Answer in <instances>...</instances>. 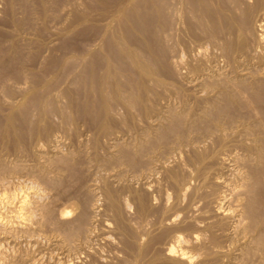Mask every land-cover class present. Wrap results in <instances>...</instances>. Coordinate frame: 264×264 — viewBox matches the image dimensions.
<instances>
[{
    "label": "bare ground",
    "instance_id": "6f19581e",
    "mask_svg": "<svg viewBox=\"0 0 264 264\" xmlns=\"http://www.w3.org/2000/svg\"><path fill=\"white\" fill-rule=\"evenodd\" d=\"M1 1L4 3L2 8L4 7V9H3L4 14L3 15H5V16H1V18L4 17V20L6 21L5 24H10L13 27L12 29L10 28L11 30L10 29L7 30V35L9 36V38L10 37L14 38V36H15V39L18 37H21V35L19 34V31H21L20 33H23L22 30L29 29L28 31L33 32L32 34L36 38L34 40H36L38 43H40V44H38V45H40V47H38L39 51L37 49L36 50L34 49L36 52L35 51H33L34 53L30 52V55L27 53L29 51L25 52L27 47H26V49L24 47H20L22 43L21 44L19 43V45H17L18 43H16V42H15V45L13 47H10V51L6 50V49H8L7 47H9V46H7L5 48V51H7V53L1 54V55H4V57H3L2 61L0 60V84L2 86H5L6 90L9 92L8 93L9 96L12 99H11V101L5 100V102L3 101L4 103L1 102L0 107L3 106V110L5 112H6V108H8V107L11 108L12 112L15 111L14 107L18 108L17 106H19L20 111L21 110L24 112L26 111L24 116H21L22 115V114H20L21 112L17 110V113H19L21 117L16 114V111L13 112L15 114L11 113L10 115H8L9 113H7L8 116L4 115L5 117H7V119H4L5 117L3 118L2 114L4 112L1 113V111H0V128H1L0 132H1V134L4 137L10 139L11 141L13 139L16 146H20V144L22 142L21 140H23V139L19 140V137L23 138V136H25L24 134H26V132L31 134V136H34L35 138L42 139V137H43L47 142L49 140L51 132H53L52 131L53 125L49 120V115L51 113H53V112H51L52 109L56 106L58 109V106L60 105L59 100L61 99V97H65V99L67 98L66 101L67 100L69 101L68 107L72 108L74 105L79 106V103H82V102H80L79 96L77 97V94H79L82 86H85L86 90L89 89L88 91H91V92L95 91L96 92V94L93 97H91V98H93L90 100V101H92V103H89V104L87 103L86 105L83 104V106H81L82 111L80 110L81 114L84 116L85 115H93V116L95 115V116H97V117L94 116L95 118L100 119L99 123L97 124L98 126H96L97 127L96 132L95 133H94V131L92 132V133H94L93 135L96 134L95 139H93L94 141H92L94 144L93 148L96 149L95 151L98 152L99 150H101L99 148H101V147L103 148V146L106 143H110L112 145V147H109V148L114 149L113 147H116L117 145H119V140L122 136L121 134L123 133L124 128H125V130H127L124 133V138L126 139V141L124 140L125 141L124 145L120 143L118 148H120V147L121 148L118 152L116 151L115 153H112V152H110L111 150L109 149L107 153H104L106 155H104L102 157H101V155H99L102 153H99V154L97 153L98 155L95 153V155L93 157L94 158L93 161L96 162L95 164L98 163L99 167H102L105 170H108L109 172L106 171L107 174L114 172V174H112L113 179L118 178L119 181L126 183V184L124 183L126 189L123 186V188L127 191L126 193H128L127 198H129L128 200L126 199L127 200L126 202H124V201L122 202V200H120V199H124L123 197L126 196L127 194L124 193L125 195L121 197L122 192L121 193L118 192V193H120V197H121L119 199L118 198L119 196H117V194H115L116 190L112 189L113 186L111 187V185H110L112 182V180H111L112 178L110 179L111 182H109V181L102 179V177H104L103 175H102V177H100V179H102V182L104 181L103 187H102L103 190H102V188L100 189L102 191V194L101 193H98V194H101L105 197V198H100V199H103V200L106 199V201L110 207V208H107V207L106 208L108 209V211H109V209L111 210V211H109V213L112 212L110 215L113 216L112 218H113L114 225L116 228L115 230H117L116 232H118L119 236L121 237L120 241L122 242V244L121 243L120 244L123 245L122 247H124V249L127 252H129L128 254H130V256L132 257V258H128V259H131V264H194V261H195L194 255H192L193 253L190 254L189 250L187 251V246H186V240L187 239L185 240V238L183 237L185 231H188V233L191 231L189 235H186L187 232H185V237L187 236L188 238H190L192 240V242H194L193 240H200L199 239V232H204V231L209 232L210 238L208 239L209 236H207L206 238L209 240V242L212 243L211 245L218 244V241H219L218 237H216V234L214 233V231L212 229L213 224H211V223L213 221L212 222L210 221L211 223L209 222L211 225L209 224L206 226L204 224L205 227H202L200 225V224H202V221H200L201 219L200 220L194 219L192 222L189 221L188 223L187 222H184L181 224L179 223L180 226L172 224L176 227L178 226L180 229V232H179V234L174 235L171 240H169L170 238L168 239V237H166V239H168L171 242L173 240V242L176 244V246L169 245V247L167 249L165 247L164 251L158 250L156 247L157 243H159V239L162 237L159 238V237L150 236V234L148 232L146 234L147 239L144 242H143V240L146 237L144 239L139 238L137 231H136L137 225L136 224L134 225V226H136L135 227L136 229L133 228L132 223H130L127 220L129 218L126 219L128 214L125 217L124 213L126 210H131V211L134 210L135 214H134V212H132V213L134 214V216H137V222H139L138 220H142V221L145 219L148 220L147 218L150 217L151 212H153V209H154L153 205L154 204L156 205L155 202H154V204H152L153 201H151L152 199L150 198L151 194H149L150 192L148 193V191H149L150 187H152L154 184L160 185L161 182L158 183V181L161 178L159 176V180H158L157 177L159 174L162 175L163 173H165L164 176H166V180L168 181L165 183L166 184L169 183L171 189L174 191V193L176 195L175 200H177L179 203L182 201V204H183V200L184 199L186 200L187 197L189 199L188 202L190 201V203H188V202L187 203H188V205H191V206H192V204L197 205L199 203V202L194 203L197 201L196 199H198L200 202H203V201L207 202L208 198L210 199V197H211L210 195L214 194L211 191L209 192L208 191L209 189L215 190L214 192H216V188L217 189H219L220 187L225 188V190L221 191L219 194H218V192H217V194L215 193L216 194V196L214 195L215 198H213L214 196H212L214 201L212 202V200L211 199L210 200H211V203H213L214 209L211 206L212 208L211 207L210 208L213 210L209 211V212H211V213L213 212L216 217L218 216L220 218V220H222V222H223V225H224L223 227L226 226V229L229 225L227 223V221L233 220L235 225H233V224L232 225L234 226V229H235L234 232L237 235H241L242 237L244 236V238L248 237L249 235H251L253 237L252 243H250L248 245L243 244L241 246L240 255L238 253L239 257L238 258H231L232 257V255H231V257H230L231 261L230 260L229 261L231 262V264H259L260 262H262L260 264H264V0H91L90 2L85 3L84 5H81V3H80V5H77V6L76 5L73 6L75 4L74 3L75 0H17L18 3L20 2L19 3L20 5L18 6L22 10V11L20 10V12H18L19 9L16 8L17 2L14 4V0H0V2ZM79 2H80V0L78 1V3ZM67 3L72 5V9H71L69 16H68L69 18L66 16V18H68L67 20L69 22L68 30H67L68 33H69V31H71L70 33H72V32L73 33H79V32H82L81 30L85 31V29L88 30L89 28L95 29V31L97 33H95V32H93V33L97 34L96 36H98V43L99 44L95 45L96 46L95 50L90 49V48H88L89 50H86L85 49L86 47L84 48L82 45L81 46H73L71 48L70 51H72V52L74 51L75 52V53L73 52L74 54H78L79 55L78 58L81 61L80 67H79V68H81L80 69V72L82 71L81 73L76 74V72L74 73L75 69H72L74 76H75V74L77 75L76 76L77 78L74 82H76L75 84L78 85L77 87L81 86V88L73 90L70 87L72 85L71 84L68 85L69 83L66 84L64 81V83L66 85L64 83H63V85H65V87L64 88L62 87V89H59L58 93L52 94V91L50 92V90H53L52 88H54V86H56V85L59 86L61 81H63L66 78L64 75L66 74L65 71L67 70V68H69V66L66 65L67 63L65 64V61L64 62L61 60L59 61V59L55 56L57 54V52L55 55H53L55 52L54 53L51 52L52 54H46V57L48 55L47 60L43 61L42 56H41L42 57L41 60H40V58L38 59L39 62L40 61L45 62V63H43L44 69H43V67H40V69L42 68L44 70L43 73H45L46 76L40 75L39 69H38L39 73L35 72V70H34V68H35L34 64L36 61V60H34V58L36 56L39 57L44 52L43 51L40 53L41 48L45 45V40L47 38L46 36H48L51 33V31H50L51 26L49 25L50 23H48V21L50 19H57V18L60 19L61 18L60 22H62L61 20L64 19V17H63L64 15H62V17L59 18V13ZM1 5H2V3H1ZM1 5H0V7H1ZM81 6H83V7L81 8ZM78 7H80V8H78ZM68 8H70V6L68 7V5H67L66 6L67 11H68ZM66 9H64V11ZM159 9L161 11L162 10L167 11L166 13H169L168 11H170V10H172V12H174L173 17L169 18L170 16L166 15V16H168L167 19L164 18L166 21L169 20L168 21L169 24H171V26L173 27L172 28V36L176 38V41L174 39V42L178 41L179 43H181L183 45L187 42V39L188 40L190 39L192 41H196V40L198 41L199 40L201 42L203 40H204L203 42L207 41L206 43L211 45L213 48H215L216 52H219V51L221 52V54H222L221 58L226 57L227 60L233 62V64L239 65L238 69H239V67H241L240 68L241 72L245 71V70L248 71V72H246V73H248L247 75L246 74L244 75V73L239 74V75L236 74V76H237L236 78H238V79L236 81H234V83L232 85L236 84L237 86H239L238 87L239 89L241 87H242L241 90L245 89L244 92L248 91L247 93H250L252 96L249 94V98H247V99L250 100L252 98L251 101L253 99L255 100V102H254V100L252 101L254 103L253 104L254 107H255V104H257L256 101H258L259 106L256 105V107L258 108L257 113H256V111L253 112L251 114L252 116L249 114L250 117L246 116L247 114L245 112L244 113L246 115L243 113L242 108L244 110V107L241 108V106L242 105L244 106V104L246 103V100L243 99L244 103H242V100L240 99L241 97H239L241 95L240 92H242V91L239 92L240 95H237L238 94L237 92L239 90L238 89L236 90V87H237L236 85H234L235 88L233 87L234 89H232L231 85H230L231 83L228 84V82L226 81L227 83L225 82L226 83L225 84L223 81H221L220 77L217 78L218 76L215 74L216 70L214 71L215 73L213 71H209L210 65H211L210 63H212V62H210L208 65V67H209L208 72L206 74L203 73L204 79L201 78V80H204V81H202L203 84L202 83L201 84L206 89H210V90L212 89L214 91L216 90L217 91L216 93L219 92L218 94L221 95L220 97H222V100H219V101H221V103L218 100H215L216 96L215 97L213 96L214 98L212 97V99H206L204 109H202L200 114H197L195 111L192 110V108H194L193 103L196 101V99L194 98L195 99V101L193 100L194 102L191 100L192 101V104H191L190 100L186 101L185 100L186 98H184V101L180 102L183 104V107L181 104L182 109L180 110L178 108V110H180L179 112H178V110L177 111L173 110L174 107L173 108L171 107V109H169L168 106H170V105H166V107H168V109L166 111L163 110L166 107L164 105L165 103L163 104L160 101L162 99V97H161L162 95H161L159 89L162 88V92L166 93V91H164V90L171 89V85H175V84L178 85V83L180 85V82H178L175 78L178 75L174 77L175 73H173V71H174L173 68H176L175 67L176 65L173 67L172 62L167 60L170 57L169 56L170 53L166 52V50L164 48H161L159 45V39L162 38L161 36H163V35H162L161 31L158 30L160 27L158 28V25L156 23H159V22L161 23L164 16H162V17L159 16L156 18L155 16H157L158 14L153 15V13ZM18 13L24 14V17H22L23 15L20 17ZM63 13L64 12H62V14ZM170 14H171V12H170ZM0 15H2V13ZM164 15H165V12H164ZM64 22L65 21H63V23ZM3 23H4V21H3ZM169 24L166 23V25H168V26H169ZM60 25H62V24H59V26ZM0 26H3V25H0ZM168 26H166V27H168ZM53 28H52V30H53ZM63 29H65V27L62 28V32L59 31V29L57 30V31H59L58 37L60 36L62 39H65L64 38L65 37V31H63ZM92 29H91V31H92ZM161 29H162V27H161ZM168 29H170V27ZM30 30H32V31H30ZM3 31H5V30H3ZM18 34L20 36H18ZM166 34H169V31L166 32ZM166 34H165V37L170 36V35L166 36ZM2 35H4V34H2ZM25 35H27V34H25ZM29 35H30V33H29ZM51 35H52V33H51ZM83 35H86V34H83ZM89 35L91 36V34H89ZM94 36H93V38H94ZM96 36H95V38H96ZM31 37H29V40ZM72 37H74V36H72ZM173 37H171V38H173ZM4 38L9 39V38H6V34H5ZM53 38H54V36H53ZM91 38H92V36H91ZM66 39H70V38L66 37ZM92 39H90V40H92ZM166 39H169V38H166ZM12 40H14V39H12ZM17 40H20V39L18 38ZM27 40H28V38H27ZM27 40H26V42H27ZM3 41H5V40H3ZM94 41H92L91 44H94L97 42V41H95V42ZM169 41H170V39H169ZM171 41H173V39ZM17 42H19V41H17ZM21 42H23V41H21ZM54 42L55 41H53V43ZM57 42H58V40H57ZM80 42H81V40H80ZM88 42H89V40H88ZM163 42L164 41H162V43ZM1 43L3 45L2 41H1ZM31 43H29V44H31ZM78 43H79V41H78ZM162 43H160V44H162ZM198 43H195V44H198ZM206 43H204V45L202 44L203 46H200V48L202 47L204 49L205 47L209 46ZM12 44H13V42H12ZM12 44H11V46H12ZM25 44H27V43H25ZM54 44H56V42ZM68 44H69V42H68ZM72 44L75 45L74 42ZM171 44H174V43L171 42ZM181 44H180V47H181ZM5 45H7V44H5ZM33 45H35L34 42H33L32 46ZM51 45L52 44H49V46H51ZM191 45H193V44H191ZM23 46H24V44H23ZM63 46H65V45H63ZM63 46L59 45V47H63ZM86 46H87V44H86ZM162 46H164V45H162ZM44 47H46V45ZM59 47L57 48V50L59 49ZM166 47H168V46H166ZM169 48H171L173 50V47H169ZM190 48H191V46H190ZM2 49H4L3 46H2ZM46 49H48V47L45 48V51H46ZM49 49H51V47ZM55 49H56V46H55ZM64 49L65 48L60 49V50H64ZM166 49H168V48H166ZM211 49H210V52H212ZM217 49L219 51H217ZM29 50L32 51V49H29ZM184 50H185V48H184ZM190 50H192V48ZM200 50H199V52H197V54L200 53V55H201L202 50L201 51ZM47 51H50V50H47ZM187 51H188V49H187ZM193 51H195V50L193 49ZM193 51L192 52L188 51V52L194 53ZM196 51H198V50H196ZM46 52H44V55ZM0 53H5V52H0ZM166 53H168V55H165ZM67 54H68V52H67ZM221 54H219V55H221ZM60 55H62V54H60ZM202 55L204 56V54H202ZM213 55H216V54H213ZM166 56H169V57L166 58ZM198 56H199V54H198ZM61 57H63V56H61ZM74 57H76V56H72V58H74ZM69 58H71V57L69 56ZM202 58H204L203 60H205L206 57H201L200 59L202 60ZM209 58H207V59H209ZM75 59H74V61H75ZM169 59H171V57ZM196 59H198V58H196ZM255 59L257 60V62H254ZM181 60H183V59H181ZM224 60H226V59H224ZM68 61H70V60H68ZM80 61H78V62H80ZM86 61L88 62L87 64H85ZM209 61L207 60V62H209ZM226 61H224V62H226ZM189 62L191 63V61H189ZM195 62H194V64H197ZM200 63H203V62L200 61ZM39 64L41 65L42 63H39ZM187 64H189V63H187ZM187 64L186 65L183 64V68H185L184 66L187 67L188 66ZM205 64H206V62H205ZM72 65H73V63H72ZM72 65H70V66H72ZM75 65L76 64L74 62V67H75ZM201 65H203V64H201ZM235 65H233V67ZM33 66H34V68H33ZM197 66H199V65H197ZM204 66L205 65H203V67ZM227 66H226L225 70H229V69H227ZM208 67H206V68H208ZM233 67L230 66L229 68L232 69ZM36 68H37V66H36ZM38 68H39V66H38ZM211 68H212V66H211ZM221 68H222V66H221ZM236 68H237V66H236ZM190 69L191 68H188V71ZM195 69H196V72H200L198 68H195ZM216 69H217V67H216ZM234 69H235V67H234ZM77 71L79 72V70H77ZM178 71H180V68ZM188 71L186 73H188ZM192 72H193V69H192L191 73ZM205 72H206V70H205ZM219 72H220V70H219ZM228 72H230V71H228ZM184 73H182V74H184ZM223 73L222 74L217 73V74L222 75L223 76L222 79L225 80L224 75L227 73H225V74H223ZM236 73H237V71H236ZM201 74H200V76H201ZM185 75H184V77H185ZM232 75H234V74H232ZM51 76H52V78H51ZM198 76H199V74H198ZM230 76L227 75V78L229 77L230 79H232ZM9 77H10V79L12 78V80H14V82L16 80L19 83H22V85L24 84L27 87L30 86L29 91H27V93H29L31 91L29 93L31 95H28L27 100H30L28 98H29V96H31L32 101L37 100L38 102H40L38 105L39 110H37V113H36V114H38V112H39L37 119L35 118V120H34V118L31 117L32 118V120H31V118H30L31 114H29L30 116L27 114L28 107L30 106L29 104H28L29 105L28 106L27 103H30V102H28L26 100L27 103L26 104L23 103L21 105H18L17 102H16V104L13 103V99L15 98L14 96L17 95L18 92H15L16 94L13 93V91L11 89L12 86L9 85L11 83L10 81H12V80H8ZM234 77H235V75H234ZM177 78H179V77H177ZM182 78L183 77L181 76V79ZM186 78L183 80L186 81ZM225 78H226V76H225ZM168 80H170V82ZM151 83H152V85H150ZM188 83H190V82H188ZM195 83L197 84L196 81H195ZM195 83L194 82L190 83V85L191 84L195 85ZM14 84L12 82L13 86H14ZM127 84H128V86H127ZM184 85H185V83H184ZM227 85H230V87H228ZM164 87H170V88L165 89ZM177 87H175V88H177ZM0 88H2V87L0 86ZM41 88H45L46 90H49L48 93H51V94L45 93V95L40 96L39 94H41V92H40ZM74 88H76V87H74ZM163 88H164V90H163ZM182 88L184 89L183 86H182ZM187 88L188 87H186V89ZM186 89H184V91ZM6 90H3V92L4 91L6 92ZM83 90L85 91V88ZM171 90H172L171 92H173V89H171ZM23 91L25 92L26 90L22 89V92H20V93H23ZM0 92H1V90H0ZM5 92H4V94H5ZM174 92H175L174 94H176V91H174ZM177 92H179V90ZM198 92H200V91L197 90L196 93H198ZM202 92L205 95L203 90H202ZM180 93H181V90H180ZM180 93H178V94H180ZM207 93L208 92H206V94ZM72 94H74V95H72ZM169 94H170V92H169ZM184 94L187 95V92ZM201 94L202 93H200V95ZM209 94L211 95V92ZM209 94H208L207 98H209ZM242 94H243L244 98L246 95L248 97V94H245L243 92H242ZM18 95H22V94L18 93ZM23 95H26V94H23ZM166 95H168V93H166ZM181 95L182 94H180V96ZM183 95H182L181 99L183 97H185ZM194 95H197V94H194ZM1 96H2V94H1ZM9 96H7V97H9ZM180 96L179 97L177 96L178 97L177 99H180ZM188 96H190V95H188ZM7 97H6V99H7ZM172 97H173V95H172ZM200 97L201 96H199V98ZM203 97H201V98H203ZM84 98H85V95H84ZM191 98L192 97H190V99ZM204 98H206V96ZM216 98L218 99V97H216ZM8 99L10 100V98H8ZM171 99L172 98H170V100ZM173 99H175V98H173ZM177 99H176V102H178ZM22 100H24V99H22ZM165 100H168V99H164L162 101L165 102ZM199 100H201L199 102L203 101V99H199ZM58 101H59V104L57 105ZM88 101H89V99H88ZM115 101L120 103L123 106V107H121V106H119L120 104L119 105L116 104V107L118 106L117 110H119V107L124 109V113L120 109L122 111L121 113L123 114V115H121L123 117L122 120H119L118 118H116V117H120V115L117 116V114L115 113L116 110L114 112V109L112 108V106H113L112 104H114V106H115V103H113ZM179 101H181V100H179ZM18 103H20V101ZM64 103H66V102H64ZM247 103L245 104V107L248 108ZM198 104L196 106H198ZM203 104H204V102H203ZM31 105H32V103H31ZM33 105H34V103H33ZM194 105H195V103H194ZM178 106H179V104H178ZM178 106L176 105V107H178ZM202 106H201V108H202ZM35 107L36 106H34V109H35ZM37 107H36V109H37ZM61 108H63V110H64V107H61ZM71 108H70V110H71ZM78 108H80V107H78ZM92 108L94 110H92ZM249 108H248L249 109L248 111L251 113L252 111H250V110H252V107L250 106ZM32 109H33V107H31V110ZM67 109L68 108H66V110ZM0 110H2V109L0 108ZM59 110H60V108H59ZM72 110H73V108H72ZM246 110L247 109L245 108L244 111H246ZM119 111H117V112H119ZM31 112H29V113H31ZM57 112H58V110H57ZM65 112L67 113L70 111H65ZM197 112H200V111L197 110ZM70 113L72 114V112H70ZM70 113H69V116H70ZM51 115L53 116L54 114H51ZM66 116L64 115L63 117H66ZM53 117H55V116H53ZM60 117H62V116H60ZM75 118L77 121V117H75ZM75 118H73L74 121H75ZM88 118H89V116H88ZM95 118H93V119H95ZM54 119H52V120H54ZM58 119H60V118H58ZM61 119L63 120V118H61ZM64 119L66 120V118H64ZM64 121L62 122V126H61L62 128H63ZM68 121L70 122L69 118H68ZM26 122L29 123L31 126L28 127L27 129L22 128V123H26ZM66 122H67V120H66ZM91 122H92V120H91ZM95 122L96 121H94V123ZM72 123H73V120L71 121V124ZM64 127L67 130L68 127H66V125ZM76 127H78V126L76 125ZM92 128H93V130H95L94 126ZM69 129L70 130L73 129V127L70 128V123H69ZM70 130H67V131H70ZM84 131H85V129H84ZM73 132H75V131L73 130ZM65 133H68V132H65ZM53 134H54V132H53ZM71 134H72V132L70 133V135ZM77 134H79L78 131H76V135ZM80 135H83L82 132ZM103 136L109 140V141L107 140V142H104L105 143L104 145L101 143V137H103ZM66 137H67V135H66ZM67 138H68V140H70L69 137H67ZM44 139H43V141H44ZM121 139L123 141V138H121ZM10 140H8L6 142H9ZM54 140L55 139H53V141ZM41 141H39V142L41 143ZM57 141H59V140H57ZM1 142H2V140H1ZM26 142H27V139H26ZM36 142L38 143V141H36ZM49 142H50V140H49ZM49 142H47V143L49 144ZM88 142H91V141L89 140ZM31 143H32V140H31ZM31 143H30V145H31ZM101 144H102V146H101ZM33 145L34 144H32V146ZM39 145L40 144H38L37 146L39 147ZM6 146L7 145H5V147ZM44 146H46V145H44ZM5 147H4V149H5ZM48 147H49V145H47V148ZM71 147H73V146H71ZM9 148L12 149V146ZM21 148L23 149L22 145H21ZM47 148L45 149V151L50 149V148H48V149ZM78 148H79V146H78ZM238 148L242 149L241 151H243V152H241V154H238L240 152L236 153V149H238ZM37 149H38L39 153H42V150H41L42 148L41 149L37 148ZM55 149H56V147H55ZM97 149H99V150L97 151ZM116 149H114V151ZM7 150H8V148H7ZM70 150L68 151L69 153H71ZM85 150H86V152L88 151L87 148ZM24 151L22 150V154L24 156H26L25 155L26 153L25 154L23 153ZM29 151H30V149H29ZM48 151L51 152V150H48ZM54 151H57V150H54ZM81 151H83V150H81ZM103 151H100V152H103ZM237 151H239V149ZM3 152H5V151H3ZM44 152H43V154H44ZM57 152H59V151H57ZM104 152H106V151H104ZM20 153H21V151H20ZM20 153H18V154H20ZM60 153H61V151H60ZM73 153H75V152L73 151ZM73 153H72V155H73ZM82 153L84 154V151ZM2 154L3 153H1V155ZM15 154H17V152L14 153V156H15ZM36 155L35 156L37 158L41 157L40 155L38 157L37 153H36ZM77 155H79V154H77ZM91 155L92 154H89V157ZM20 156H21V154H20ZM32 156H34V155H32ZM53 156H52V158H53ZM57 156H56V159H58ZM87 156L88 155H86V157ZM2 157L4 158V156H2ZM27 157H28V159L31 158V157H29V155ZM44 157H46V156H44ZM60 157H63V156H60ZM86 157H85V159H86ZM16 158H18V157H15L14 159H16ZM65 158L67 159V157H65ZM79 158H81V156H79ZM79 158H75V159L73 158L72 161H71V159L68 158L70 160L71 164L69 162L70 166H69V164H68V166L70 168L69 167H67V168L74 170V171L76 169H78V171L81 170V169H79L80 168L79 167L80 166L79 165V163H80ZM6 159H7V157H6ZM35 159H34V161H35ZM51 159L48 161L54 162V161H52L53 159L52 160ZM63 159L64 158H62L61 161ZM87 159H90V158H87ZM7 160L2 159V161L0 160V163L1 162L5 163V161H7ZM20 160L21 159H19V161ZM25 160L27 161V159H25ZM59 161L55 160V162H58V163H59ZM65 161H63L64 164H65ZM89 161L92 162L91 159ZM36 162H42V161H35V163ZM49 162H46V163L48 164ZM90 162H88V163L89 164L94 163V162H92V163H90ZM24 164H25V162H24ZM38 164H37V167L35 165L36 168L34 171H36V169L38 170V166H39ZM53 164H52V166H53ZM85 164H86V162H85ZM1 165L3 166V164H1ZM1 165H0V168L2 170L4 167L2 168ZM42 165L45 166L44 163ZM42 165L40 163L39 170L41 171V173L44 171V168H45ZM59 165H60V163H59ZM81 165H84V164L81 163ZM50 166H51V164H50ZM50 166H48V167H50ZM66 166H67V164L64 166V168ZM89 166L92 167L91 165H89ZM230 166H233L232 168H234V169H232ZM7 167H9V166H7ZM17 167H20V166H16L15 167L16 169L14 168V166L11 167V168H14V170H15L14 174L16 173ZM22 167H24V166H22ZM30 167H29V169H30ZM11 168H9V169H11ZM25 168H26V165H25ZM31 168H32V170L34 169V167H31ZM59 168H61V167L59 166L58 169ZM185 168L188 170V173H186L187 170ZM189 168H191V169H189ZM49 169H52V167ZM58 169H56V171ZM19 170H20V168L17 170V172ZM52 170H54V169H52ZM97 170H99V169L97 168ZM4 171L6 172L7 168H6V170L3 169L1 174L4 173ZM81 171L79 173H81ZM84 171H85V169H84ZM46 172H48V171H46ZM77 172H76V174H77ZM10 173H12V171ZM26 173H28V172H26ZM74 173H72V174L74 175ZM83 173L84 172H82L81 174L84 175ZM95 173L93 172V174H95ZM85 174H86V172H85ZM109 174H108V176H111ZM7 175H9V174H7ZM43 175H45V174H43ZM78 175H75L76 178H78L77 180L79 181V179H80V181H81V183L77 181L78 183H80V185H79L80 190L78 189V191H80V193L81 194L83 193V194L81 195L78 193L79 194L78 197H77V195L75 196L77 198H74V196L72 197L71 195H70L71 197L68 198L69 196L64 195V193L66 194V192L62 193L63 191H61V193L59 195L61 197L57 198L58 195H57V197H54V198L51 197V200L49 201L50 203L46 204L45 202H47V200L46 201L44 200L45 201L44 202L45 204H44L43 199L45 198V195H42V193H41L42 191L39 188L38 184L31 183V182L30 183L25 182L23 184L21 183L20 185H18V187L16 184V186L14 188L15 190L12 189L13 191H10V192L0 191V235L3 236L5 239L8 236H11L12 234H14L16 232H21V231L22 232L23 231L28 232L31 229H33V226L35 224H39L38 223L39 220L37 217L38 213H36V210H38V208L42 207L39 209L40 211H42L40 213L41 214L43 213V215L45 217L44 219H48L49 223L53 224L52 227L55 226L56 229H54V230H57L59 235H61L64 240L71 241L72 239H74L76 237H82V236L84 238L85 237L87 238L88 235L92 231L95 230V229L94 230L91 229V228H95V227H92L94 225H92L93 224V222H92L93 215L91 214V210L95 209V212L102 211V210L99 208L100 206L96 205V203H95L96 206L95 207L93 206L94 208H92V209L90 208L91 206H89L90 204L88 203V199L92 200L91 195H90L92 192L89 193L91 190H90V188L87 187L88 185L85 184L86 181L83 178V176H80V174H78ZM95 175H97V174H95ZM63 176H60V178L62 177L61 179L59 178V175L56 178L54 176L53 177L55 179L59 178L58 180L62 181ZM69 176L71 177V175H69ZM88 176H85V178H87ZM97 176H100V174ZM108 176H107V180H109ZM36 177L38 180V176H36ZM50 177L52 178V175ZM65 177H66V175H65ZM65 177H64V179H66ZM46 178H44V179H46ZM67 178H69V177H67ZM1 179H4V176ZM55 179H52V180L50 179L51 184H52V182L53 183L58 182ZM193 179L195 180V182H194L195 185H193V183H192ZM97 181H98V179H97ZM113 181H115V180H113ZM44 182H46V181H44ZM88 182H90V181H88ZM117 182H116V184H117ZM55 183L51 185V188H53L52 187L53 185L56 188V185L58 183L57 184H55ZM95 183H97V182H95ZM60 184H58V185H60ZM63 184H64V182H63ZM70 184H72V182ZM113 184L114 183H112V185ZM119 184H120V182H119ZM134 184L138 185V188H135L136 186L134 187ZM5 185H7V184H5ZM5 185H4V187H7ZM45 185H46V183H45ZM162 185L163 184H161V187H162ZM120 186H121V184H120ZM60 187L62 189H64L63 185H60ZM73 187H75V186H73ZM96 187H97V185H96ZM55 188H53V189H55ZM61 188H57V189H61ZM77 188H78V186H77ZM86 188H88L90 191L87 190ZM116 188H117V186H116ZM119 188L120 187H118L117 189H119ZM154 188L156 189V186ZM168 188H166V191H168ZM7 189H9V188H7ZM71 189H72V186H71ZM157 189H158V187H157ZM100 190H99V192H101ZM161 190H160V192H161ZM219 190H221V189H219ZM51 191L55 192L52 189H51ZM56 191L58 192V190H56ZM96 191H97V189H96ZM173 191L169 190V192H172V194H173ZM188 191H190V193ZM52 192H50V193H52ZM70 192H72V191H70ZM75 192H74V195H75ZM160 192L158 193V196H159ZM187 192H188V194H187ZM164 193H166V192L164 191L163 194ZM94 194L92 193L93 197H95ZM48 195L50 196V194H48ZM152 195H153V193H152ZM52 196H53V194H52ZM54 196H56V195H54ZM98 196H96V197L98 198ZM103 196H101V197H103ZM155 196H157V195H155ZM166 196H168V195L165 194V196H163V197H166ZM169 196L171 197L170 194H169ZM230 196H232V197L229 199ZM47 197L48 196H46V199H47ZM62 197L64 199H66V202L62 205L61 204L58 205L59 208L56 209L55 208L56 204L60 203L61 202L60 200L64 201V199H60ZM159 198H161V196ZM173 199H174V197H173ZM164 200H166V199H164ZM94 201L95 200H93L92 202H94ZM154 201H155V199H154ZM96 202H98V201H96ZM99 202H100V200H99ZM161 202H164V201H161ZM104 203L102 202L101 204H104ZM166 204H168V201H166ZM166 204L164 202V207H166L165 206ZM200 204H202V203H200ZM179 205H181V204H179ZM184 205H185V203H184ZM204 205H205V203H204ZM58 206H56V207H58ZM102 206L104 208V206H107V205H102ZM174 206H175V204H174ZM186 206H187V204H186ZM186 206H183V207H186ZM199 206H201V205H199ZM183 207H182V210L185 211V210H188L190 206L189 207L187 206L188 209H183ZM201 207H203V205ZM201 207H199V208H201ZM106 208L104 210H106ZM192 208H194V207H191V209ZM195 208H197V206ZM206 208H204V209H206ZM161 209H160V211L162 213L163 209L165 210V208L161 207ZM168 209H170V208H168ZM156 210H157V208L155 209V214H153L154 217L157 214ZM200 210L201 209H199V212H200ZM166 211H168V210H166ZM172 211H174V210H172ZM179 211H181V210H179ZM183 211H182V213H183ZM207 211H206V213H207ZM159 212H158V214H159ZM186 212L188 213V211H186ZM92 213H93V211H92ZM161 213H160V216H161ZM190 213L191 212H189L188 214H190ZM211 213H208V214H210L209 218H211V215H212ZM102 214H104V213H102ZM102 214H99V215H102ZM158 214L155 218L159 217L158 221L160 220V222L162 224V222H164V221H161L160 216H158ZM164 214H166V212ZM168 214H170V213H168ZM168 214H166V215H168ZM204 214H205V212H204ZM43 215H41V216H43ZM91 215H92V217H91ZM171 215L172 214H170V216ZM193 215H195V214H193ZM196 215H198V217H199V214L196 213ZM102 216L104 217V215H102ZM102 216H101V218L103 219ZM178 216L180 218V215H178ZM192 216L190 217V219H192ZM107 217H110V216H107ZM129 217H130V215H129ZM131 217H133V215ZM173 217H174V215H173ZM181 217H182V215H181ZM99 218H100V216H99ZM161 218H163V217L161 216ZM193 218H196V217L194 216ZM206 218H208V217H206ZM206 218L205 217H204V219L202 218L203 221ZM212 218L210 220H212ZM242 218L247 219L248 222L244 224V222H242ZM42 219H43V217H42ZM176 219L170 217L169 221L175 222ZM182 219H184V218L182 217ZM131 220H133V219L131 218ZM153 220H154V218H153ZM208 220L206 219V221H208ZM166 221H168V219H166ZM176 221L180 222L179 219ZM155 222H157V220H155ZM178 222L176 224H178ZM198 222H201V223L199 224ZM49 223H47V224H49ZM97 223H98V221H97ZM145 223H146V221H145ZM204 223H205V221H204ZM214 223H217V222H214ZM41 224H42V222H41ZM164 224H166V222ZM206 224H207V222H206ZM97 225L98 224H96V227H97ZM142 225L144 226L145 224L143 223ZM157 226H159V225H157ZM38 227H39V225H38ZM107 227H106V229H107ZM144 227H146V226H144ZM162 227H164V226H162ZM223 227L221 230H225V229H223ZM34 228H36V227H34ZM139 228H140V226H139ZM219 228H221V227H219ZM228 228H231V225ZM155 229H157V228H155ZM33 230H31L32 233H33ZM108 230H109V228H108ZM110 230H111V228H110ZM146 230H147V227H146ZM154 231H156V230H154ZM162 231H163V229H162ZM112 232L114 233L115 231H112ZM169 232H171V230H169ZM169 232L164 230L163 231L164 234L162 233V236L164 237V236L169 235ZM229 232H231L230 229H229ZM224 234H226V233L224 232ZM228 235H230V234H228ZM12 236H14V235H12ZM17 236H18V234H17ZM103 236H104V234H103ZM232 236H230V237H232ZM106 237H109V236H106ZM142 237H144V236H142ZM220 237H219V239H220ZM224 237H225L223 239L224 241H222V242H225L228 239V238L226 239V236H224ZM236 237H238V236H236ZM236 237L234 236L233 238L236 239ZM202 238H204V237H202ZM141 239H142V241H141ZM245 240H247V239H245ZM57 241H58V239H57ZM116 241H118V240H115V242ZM238 241L240 242V240H237V242ZM54 242H56V241H54ZM163 242H161V243H163ZM201 242H204V240ZM231 242H230V244H231ZM205 243H203L204 244L203 249L207 253L209 251L207 250L208 248L205 247ZM68 244H69V242H68ZM77 244H79V243H77ZM198 244H200V243H198ZM220 244H222V243H220ZM57 245L59 246L61 244H57ZM64 245H66V244H64ZM209 245L210 244H208V246ZM224 245H226V244H224ZM84 246H86V245H84ZM164 246H166V244ZM190 246L191 245H189V247ZM217 246H216V248H217ZM67 247H69V246H67ZM163 247H162V249H163ZM195 247H197V244ZM210 247H214V246H210ZM210 247H209V249H210ZM192 248H193V246H192ZM219 248H220V246H219ZM195 249H193L194 252H196ZM231 249L234 250V248H231ZM231 249L229 250V252L226 251L227 249L224 250L225 252H228L225 254L222 250L221 251L217 250V251L220 254H222V252H223L224 255L228 256V255H230L229 253H230ZM82 250H83L82 252H84L85 249H82ZM234 252L233 253L231 252V253L234 255ZM238 252H239V250H238ZM202 253H203V251H202ZM93 255H96V254H93ZM123 255H125V254H122V256ZM198 255H200V253H198ZM201 255H204V254H201ZM208 256H206V257H208ZM212 256H213V254L210 255V258ZM226 256H224V257L226 258ZM104 257H106V256H104ZM213 257H215V259L217 260L216 256H213ZM213 257L211 259H213ZM258 257L261 260L260 262H258V259H257ZM95 258L92 261L96 260ZM204 258L205 257H203V259ZM110 259L112 260V258H110ZM122 259L124 260V258H122ZM199 259H202V258H199ZM221 259H223V258H221ZM68 260H70V259H68ZM81 260H83V259L81 258ZM105 260H109V259H105ZM123 260H122V262H123ZM205 260H207V259L205 258ZM101 261H103V260H101ZM98 263H100V262H98ZM119 263H121V262H119ZM127 263H128V260H127ZM214 263H216V262H214ZM223 263H225V261ZM94 264H97V263H94ZM124 264H125V261H124ZM199 264H206V263H204V261H203V263H199ZM211 264H212V262H211Z\"/></svg>",
    "mask_w": 264,
    "mask_h": 264
},
{
    "label": "rangeland",
    "instance_id": "374dc122",
    "mask_svg": "<svg viewBox=\"0 0 264 264\" xmlns=\"http://www.w3.org/2000/svg\"><path fill=\"white\" fill-rule=\"evenodd\" d=\"M77 1V2H76ZM78 1L79 0H75L74 1V5L73 6H77V5H80V3H81V5H84L85 3H88V2H90L91 0H80V2L78 3ZM17 2V3H16ZM1 3H2V5H1ZM16 3V8L17 9H19L18 10V12H20V7H18L20 4V2L18 3V1L17 0H14V4ZM0 5H1V7H0V14L2 13V15H0V25H3V26H0V52H5V53H0V60L2 61L3 60V57H4V55H1V54H6L7 53V51H5V48L7 47V46H9V47H7L8 49H6V50H9L10 51V47H13L14 45H15V42L16 43H18L17 45H19V43L21 44V46L20 47H24L25 49H26V47H27V49L25 50V52L26 51H29V52H27L29 55H30V52H33V51H35L36 49L39 51V48L38 47H40V45H38V44H40V43H38L36 40H34V39H36L35 38V36L32 34L33 32H29L28 30L29 29H25V30H22L23 31V33H20L21 31H19V34L21 35V37H18V36H20L19 34H18V38L20 39V40H17L18 38H16L15 39V36H14V38L12 37H10L9 38V36L7 35V30H9L10 28L12 29L13 27H12V25H10V24H5V20H4V17H2L1 18V16H5V15H3L4 14V11H3V9H4V7L2 8V6L4 5V3L1 1L0 2ZM68 5V7L70 6V8H68V11H67V9H66V6ZM83 6H81V8H82ZM62 8V7H61ZM78 8H80V7H78ZM64 9H66L65 11H64ZM71 9H72V5L71 4H69V3H67L63 8H62V10L60 11V13H59V18L60 17H62V15H64L63 17H64V19H62L61 21L62 22H60V19H50L49 21H48V23H50L49 25L51 26L50 27V31H51V33H52V35L54 36V38H53V36L51 35V33L48 35V36H46L47 38H46V40H45V45H46V47H42L41 48V51H40V53L41 52H46L47 50H50V51H47L46 53H45V55H44V52L38 57V56H34L35 58H34V60H36L35 61V68H34V66H33V68H34V70H35V72H38V69L40 70L38 73L40 74V75H45L46 76V74L45 73H43V69H44V64L43 63H45V62H43V61H45V60H47V58H48V55H47V57H46V54H52V53H54L53 55H55L56 54V52H57V54L55 55L58 59H59V61L61 60V61H65V64L66 65H68L69 66V68H67V70L65 71L66 72V74L64 75L66 78L63 80V81H61V83L59 84V86H54V88H52L53 90H50V92L52 91V94H55V93H58L59 92V89H62V87L64 88L65 87V85L66 84H68V85H72V86H70L71 87V89H78V88H81V86L80 87H77L78 85L77 84H75L76 82H74L75 80H76V74H79V73H81L80 72V69L81 68H79L80 67V63H81V61H80V59L78 58L79 57V55L78 54H74L72 51H70L71 50V48L73 47V46H83L86 50H89L88 48H90V49H94L95 50V45H98L99 43H98V36H96L97 34H95V33H97L96 31H95V29H92V31H91V29L89 28L88 30L87 29H85V31L84 30H81L82 32H79V33H70L71 31H69V33H68V25H69V22H68V16H69V13H70V11H71ZM83 10V9H82ZM22 11V10H21ZM62 12H64L63 14H62ZM68 12V13H67ZM163 12V13H162ZM164 12H165V15H164ZM167 11H165V10H156L154 13H153V15H157V16H155L156 18L157 17H162V16H164L163 17V19H162V21H161V23L159 22V23H156L157 25H158V30H160L161 31V33H162V35L163 36H161L162 38H160L159 39V45H160V47L161 48H164L165 50H166V52H169L170 54H169V56L171 57V59H169L170 57L169 56H166V58H168L167 60H169L170 62H172V65H173V67L175 66L176 68H173V73H175V75H174V77L175 76H177V77H179V78H177V77H175L176 78V80L178 81V82H180V85H179V83H178V85L177 84H175V85H171V89H173V92H171L172 90L171 89H168V88H170V87H164L165 89H168V90H164V88H163V90L164 91H166V93H168V95H166V93L164 92H162V88H160L159 89V91H160V93H161V97H162V99L160 100L164 105H165V107H166V105H170V106H168L169 107V109H171V107L173 108L174 107V109L173 110H175V111H177L178 110V108L181 110L182 109V107H183V104L182 103H180V102H183L184 101V98H186L185 100L186 101H189L190 100V103L192 104V101L194 100L195 101V99H196V101L194 102L195 103V105H194V103H193V106H194V108H192V110L193 111H195L197 114H200L201 113V111H202V109H204V106H205V102H206V99H212V97L214 96H216V97H218V99L215 97V100H222V97H220L221 95H219L218 93H216L217 91L215 90H210V89H206L205 87H203V82L202 81H204V80H201V78L202 79H204V74H206L207 72H208V70H209V67H208V65H209V63L210 62H212V63H210L211 65H210V70L209 71H215L214 73L218 76H216L217 78H221V81H223L224 83L227 81L228 82V84L229 83H231L230 85H231V88L232 89H234L235 88V86L234 85H236V84H234V85H232L233 83H234V81H236L238 78H236L237 76H236V74L237 75H239V74H243L244 73V75L246 74H248V73H246V72H248V71H242L241 72V70H240V68L241 67H239V69H238V66L239 65H235V64H233V62H231V61H229V60H227V58L226 57H223V58H221V56H222V54H221V52L217 49V51H219V52H216V49L215 48H213L211 45H209V44H207L206 42L207 41H205V42H201V41H192V40H188L187 39V42L185 43V44H181V43H179L178 41V43L177 42H174V39H175V41H176V38L175 37H173L172 36V26H171V24H169V20L168 21H166L164 18H166L167 19V17L168 16H170L169 18H171V17H173L174 16V12H172V10H170V11H168L169 13H166ZM170 12H171V14H170ZM161 13V14H160ZM19 14V13H18ZM21 14V15H20ZM19 14V16L21 17L22 15V17H24V14H22V13H20ZM61 14V15H60ZM170 14V15H169ZM166 15H168V16H166ZM172 15V16H171ZM66 16L68 17V18H66ZM2 21V22H1ZM3 21H4V23H3ZM63 21H65L64 23H63ZM52 22V23H51ZM54 22V23H53ZM60 22V23H59ZM166 23H168L169 24V26L168 25H166ZM59 24H62V25H60L59 26ZM64 24V25H63ZM66 24V25H65ZM165 24V25H164ZM57 25V26H56ZM160 25V26H159ZM9 26V27H8ZM166 26H168V27H166ZM54 27V28H53ZM57 29H56V28ZM61 27V28H60ZM63 27H65V29H63V31H65V39H62L60 36L58 37V33H59V31H61L62 32V28ZM161 27H162V29H161ZM170 27V29H168ZM52 28H53V30H52ZM164 28V29H163ZM10 29V30H11ZM59 29V31H57ZM3 30H5V31H3ZM164 32H163V31ZM30 31H32V30H30ZM169 31V34H166V32H168ZM4 32V33H3ZM27 32V33H26ZM86 32V33H85ZM89 32V33H88ZM93 32H95V33H93ZM171 32V33H170ZM174 32V31H173ZM29 33H30V35H29ZM164 33V34H163ZM2 34H4V35H2ZM5 34H6V38H9V39H5L4 37H5ZM23 34V35H22ZM25 34H27V35H25ZM56 34V35H55ZM83 34H86V35H83ZM89 34H91V36H92V38H93V36L95 35L96 36V38H95V36H94V38L92 39L91 38V36L89 35ZM93 34V35H92ZM165 34H166V36H168V35H170L171 37H173V38H171L170 36H168V37H165ZM33 35V36H32ZM71 35V36H70ZM2 36V37H1ZM4 36V37H3ZM32 36V37H31ZM52 36V37H51ZM72 36H74V37H72ZM90 36V37H89ZM25 37V38H24ZM29 37H31L30 38V40H29ZM34 37V38H33ZM51 37V38H50ZM66 37H69L70 39H66ZM88 37V38H87ZM22 38V39H21ZM27 38H28V40H27ZM49 38V39H48ZM61 38V39H60ZM74 40H73V39ZM80 38V39H79ZM164 38V39H163ZM166 38H169L170 39V41L173 39V41H171L172 43H174V44H171V42L169 41V39H166ZM12 39H14V40H12ZM27 40V42H26V40ZM60 39V40H59ZM86 39V40H85ZM90 39H92V40H90ZM3 40H5V41H3ZM9 40V41H8ZM12 40V41H11ZM57 40H58V42H57ZM80 40H81V42H80ZM88 40H89V42H88ZM97 41L96 43H94V44H91L92 43V41ZM166 40V41H165ZM178 40V39H177ZM202 40V39H201ZM1 41L3 42V45H2V43H1ZM8 41V42H7ZM17 41H19V42H17ZM21 41H23V42H21ZM32 43H31V42ZM53 41H55L56 42V44H54L53 43ZM66 41V42H65ZM78 41H79V43H78ZM94 41V42H95ZM162 41H164L163 43H162ZM169 41V42H168ZM11 42V43H10ZM12 42H13V44H12ZM27 43V44H25V43ZM33 42H34V44L35 45H33L32 46V44H33ZM63 42V43H62ZM68 42H69V44H68ZM75 43V45H73L72 43ZM84 42V43H83ZM87 42V43H86ZM191 42V43H190ZM199 42V43H198ZM9 43V44H8ZM29 43H31V44H29ZM90 45H89V44ZM160 43H162V44H160ZM195 43H198V44H195ZM204 43H206L207 45H209V46H207V47H205L204 49L201 47L200 48V46H203L204 45ZM5 44H7V45H5ZM11 44H12V46H11ZM23 44H24V46H23ZM49 44H52L51 46H49ZM72 44V45H71ZM86 44H87V46H86ZM180 44H181V47L183 48H181L180 47ZM191 44H193V45H191ZM203 44V45H202ZM31 45V46H30ZM59 45L61 46H63V45H65V46H63V47H59ZM162 45H164V46H162ZM185 45V46H184ZM190 45L191 46V48H192V50H190L191 48H190V46L188 47V46ZM196 45V46H195ZM2 46H3V48L4 49H2ZM55 46H56V49H55ZM166 46H168V47H166ZM184 46V47H183ZM30 47V48H29ZM33 47V48H32ZM48 47V49H46V51H45V48H47ZM51 47V49H49ZM59 47V49L57 50V48ZM169 47H173V50L171 49V48H169ZM32 49V51H30L29 49ZM63 48H65L64 50H60V49H63ZM166 48H168V49H166ZM184 48H185V50H184ZM209 48V49H208ZM212 48V49H211ZM35 49V50H34ZM43 49V50H42ZM176 49V50H175ZM187 49H188V51L190 52H192L193 51V49L195 50V51H193L194 53H189L188 51H187ZM203 51H201V50ZM210 49L212 50V52H210ZM214 49V50H213ZM52 50V51H51ZM54 50V51H53ZM179 50V51H178ZM196 50H198V51H196ZM199 50L201 51V55H200V53H198L199 54V56H198V54H197V52H199ZM209 50V51H208ZM8 51V52H9ZM208 51V52H207ZM36 52V51H35ZM52 52V53H51ZM64 52V53H63ZM67 52H68V54H67ZM70 52V53H69ZM186 52V53H185ZM210 52V53H209ZM34 53V52H33ZM72 53V54H71ZM208 55H207V54ZM60 54H62V55H60ZM65 54V55H64ZM70 54V55H69ZM74 54V55H73ZM176 54V55H175ZM195 54V55H194ZM197 54V55H196ZM202 54H204V56L202 55ZM207 56H206V55ZM213 54H216V55H213ZM219 54H221V55H218ZM59 55V56H58ZM165 55H168V53H166ZM174 55V56H173ZM183 55V56H182ZM192 55V56H191ZM210 55V56H209ZM43 57V59H42V57ZM61 56H63V57H61ZM69 56L71 57V58H69ZM72 56H76V57H74V58H72ZM188 56V57H187ZM196 56V57H195ZM198 56V57H197ZM215 56V57H214ZM45 57V58H44ZM201 57H206L205 58V60H203L204 58H202V60L200 59ZM210 57V58H209ZM220 57V58H219ZM40 58V60L42 59L43 61H38V59ZM67 58V59H66ZM76 58V59H75ZM196 58H198V59H196ZM207 58H209V59H207ZM63 59V60H62ZM65 59V60H64ZM72 59V60H71ZM74 59H75V61H74ZM181 59H183V60H181ZM200 59V60H199ZM209 61V62H207V60ZM220 59V60H219ZM224 59H226V60H224ZM68 60H70V61H68ZM191 61V63L189 62V61ZM212 60V61H211ZM219 60V61H218ZM68 61V62H67ZM78 61H80V62H78ZM184 61V62H183ZM196 61V62H195ZM200 61L201 62H203V63H200ZM219 64H217L216 62ZM224 61H226V62H224ZM37 62V63H36ZM48 62V61H47ZM74 62H75V67H74ZM194 62L195 63H197V64H194ZM205 62H206V64H205ZM230 62V63H229ZM254 62H257V60L255 59V61ZM39 63H42L41 65L39 64ZM69 63V64H68ZM72 63H73V65H72ZM79 63V64H78ZM88 62L86 61V63L85 64H87ZM174 63V64H173ZM179 63V64H178ZM181 63V64H180ZM187 63H189V64H187ZM208 63V64H207ZM228 63V64H227ZM183 64L184 65H188L187 67L188 68H191L189 71H188V68L186 67V66H184L185 68H183ZM191 64V65H190ZM201 64H203V65H207L206 67H208V68H206L205 66L203 67V65H201ZM215 64V65H214ZM238 64V63H237ZM70 65H72V66H70ZM180 65V66H179ZM197 65H199V66H197ZM217 65V66H216ZM230 67V66H232L233 67V65H235L234 67H235V69H234V67L231 69V68H229L228 66ZM36 66H37V68H36ZM38 66H39V68H38ZM78 68H77V67ZM196 66V67H195ZM211 66H212V68H211ZM214 66V67H213ZM221 66H222V68H221ZM226 66H227V69H229V70H225L226 69ZM236 66H237V68H236ZM40 67H43V69L41 68L40 69ZM203 67V68H202ZM216 67H217V69H216ZM225 67V68H224ZM71 68V69H70ZM77 68V69H76ZM179 68H180V71H178L179 70ZM195 68H198L199 69V71L200 72H196V69ZM206 68V69H205ZM220 68V69H219ZM70 69V70H69ZM72 69H75L74 70V73L76 72V74H75V76H74V73H73V71H72ZM192 69H193V72L191 73V71H192ZM195 69V70H194ZM197 69V70H198ZM202 69V70H201ZM206 70V72H205V70ZM214 69V70H213ZM77 70H79V72L77 71ZM219 70H220V72H219ZM224 72H222V71ZM225 70V71H224ZM239 70V71H238ZM69 71V72H68ZM188 71V73H186ZM195 71V72H194ZM203 71V72H202ZM227 71V72H226ZM228 71H230V72H228ZM236 71H237V73H236ZM72 72V73H71ZM180 72V73H179ZM185 72V73H184ZM190 72V73H189ZM233 72V73H232ZM235 72V73H234ZM42 73V74H41ZM71 73V74H70ZM178 73V74H177ZM182 73H184V74H182ZM199 74V76H200V74H201V76L199 77L198 76V74ZM204 73V74H203ZM217 73H219V74H225V73H227V74H225L224 75V79L225 80H223L222 78H223V76L222 75H218ZM38 74V75H39ZM73 74V75H72ZM180 74V75H179ZM182 74V75H181ZM186 74V75H185ZM192 74V75H191ZM231 76H230V75ZM232 74H234L235 75V77H234V75H232ZM71 75V76H70ZM184 75H185V77H184ZM188 75V76H187ZM227 75L228 76H230L232 79H230L229 77L227 78ZM181 76L183 77L182 79H181ZM192 78H191V77ZM195 78H194V77ZM225 76H226V78H225ZM49 77V76H48ZM75 79H74V78ZM187 77V78H186ZM239 77V76H238ZM51 78H52V76H51ZM186 78V81L185 80H183V79H185ZM235 78V79H234ZM179 79V80H178ZM191 79V80H190ZM195 79V80H194ZM229 81H228V80ZM234 79V80H233ZM8 80H12V78L10 79V77L8 78ZM182 82H181V81ZM194 80V81H193ZM199 80V81H198ZM220 80V79H219ZM64 81H65V83H64ZM68 81V82H67ZM70 81V82H69ZM169 82H170V80H168ZM185 81V82H184ZM192 81V82H191ZM195 81L197 82V84L195 83ZM233 81V82H232ZM11 83L9 84V85H11L12 87H11V89H12V91H13V93L14 94H16L15 92H18L19 94H22V95H18V93H17V95H15L14 97V99H13V103H15L16 104V102H17V104L18 105H21V104H23V103H27V101L28 102H30V103H27V105L29 106L28 107V110H27V114L29 115V114H31V116H30V118L32 117V118H34V120H35V118L37 119V116H38V114H39V112H38V114H36L37 113V110H39V103L40 102H38L37 100H34V101H32L31 100V96H29V98L28 99H30V100H27V97H28V95H31V94H29V93H27V91H29V88H30V86H26V85H22V83H19L18 81H16L15 80V82H14V80H12V81H10ZM12 82H13V84H14V86L12 85ZM188 82H190V83H195V85L194 84H191L190 85V83H188ZM226 82V83H227ZM63 83L65 84V85H63ZM184 83H185V85H184ZM202 83V84H201ZM225 83V84H226ZM21 86H20V85ZM182 84V85H181ZM202 86H201V85ZM62 85V86H61ZM76 85V86H75ZM150 85H152V83L150 84ZM230 85H227L228 87H230ZM0 86L2 87V88H0V90H1V92H0V96H1V94H2V98L0 97V103L2 102V103H4L5 102V100L6 101H11V97L9 96V92L6 90V88H5V86H2L1 84H0ZM26 86V87H25ZM127 86H128V84H127ZM170 86V85H169ZM178 86V87H177ZM182 86L184 87V89H186V87H188L185 91H184V89L182 88ZM198 86V87H197ZM237 86V85H236ZM4 87V88H3ZM14 87V88H13ZM19 87V88H18ZM23 87V88H22ZM74 87H76V88H74ZM173 87V88H172ZM175 87H177V88H175ZM200 87V88H199ZM234 87V88H233ZM239 86H237L236 87V90L238 89L239 91L237 92L238 94L237 95H240L239 94V92L240 91H242L243 93H245V94H248V97H247V95L245 96V98H244V96H243V94H242V92H240L241 93V95L239 96V97H241L240 99L242 100V103H244V100H246V103L248 104V108L251 106L252 107V110H250V111H252L251 113L248 111L249 109L247 108V107H245V104H244V106L242 105L241 106V108L242 107H244V110H245V108L247 109L246 111H244L243 110V108H242V111H243V113L246 115V116H248V117H250L249 116V114L251 115L253 112H255L256 111V113L258 112L257 111V107H256V105L257 106H259L258 105V101H256V103L257 104H255V107H254V103L251 101V99L249 100V99H247V98H249V94L250 93H247V92H244V90L245 89H243V90H241L242 89V87L239 89L238 88ZM24 89V90H26L25 92L23 91V93H20V92H22V89ZM26 88V89H25ZM85 88V91L83 90ZM181 88V89H180ZM191 88V89H190ZM194 88V89H193ZM196 88V89H195ZM204 88V89H203ZM230 88V89H231ZM17 89V90H16ZM44 89V90H43ZM176 89V90H175ZM201 89V90H200ZM3 90H6V92H5V94H4V92H3ZM15 90V91H14ZM20 90V91H19ZM43 90V91H42ZM57 90V91H56ZM89 89H87L86 90V87L85 86H82V88L80 89V92H79V94H77V97L79 96V99H80V102H82V103H79V106H73L72 108H73V110H72V108L71 107H68V105H69V101L67 100L66 101V99H65V97H61V99L59 100L60 101V105L58 106V109H57V106L56 107H54L53 109H52V111L51 112H53V113H51V114H54L53 116H55V117H53L51 114L49 115V120H50V122L52 123V125H53V129L55 130H53L52 129V131L54 132V134H53V132H51V134H50V137H49V140H50V142H49V140L47 141V142H49V144L46 142V140L42 137V139H40V138H35L34 136H31V134H29V133H27L26 132V134H24L25 136H23V138H20L19 137V140L20 139H23V140H21L20 142H21V144H20V146H16V144H15V142H14V140L12 139V141L10 140V139H8V138H6V137H4L2 134H1V132H0V160L2 161V159H5V160H7V161H5V163L3 162H1L0 163V165L1 164H3V166L1 165V167L4 169V170H6V168H7V171L5 172L4 171V173H2L1 174V172H2V170H1V168H0V191H7V192H10V191H13L12 189H14L15 188V186H16V184H17V187H18V185H20L21 183L23 184V183H35V184H38V186H39V188L41 189V193H42V195H45V198L43 199V203L47 200V202H45L46 204L47 203H50L49 201L51 200V197H57V195H58V197L57 198H59V197H61V196H59L60 195V193H61V191H63L62 193H64V192H66V194L64 193V195L65 196H69L68 198H70L71 196L73 197L74 196V198H77L78 197V195L79 194H81L80 193V191H78V189H79V185H80V183H81V181H80V179H79V181L77 180L78 178H76V176L75 175H78V174H80V176H83V178L85 179V181H86V185H88L87 187L88 188H90V190L88 189V188H86L87 190H89L88 192L89 193H95L94 194V196L95 197H93V195H92V193L90 194L91 195V199L92 200H90V199H88V203L90 204L89 206H91L90 208L92 209V208H94L96 205L97 206H100L99 208L102 210V211H98V212H95V209L94 210H91V214L93 215V219H92V222H93V224L92 225H94V226H92V227H95V228H91V229H95L94 231H92L89 235H88V237L86 238H84L83 236L82 237H76V238H74V239H72L71 241H67V240H64L63 238H62V236L61 235H59V233H58V231L57 230H54V229H56L55 228V226L54 227H52V225L53 224H51V223H49V221H48V219H44L45 217H44V215H43V213L41 214L40 212H42V211H40L39 209L40 208H42V207H40V208H38V210H36V213H38L37 214V217H38V223L39 224H35L34 226H33V229H31V230H33V233H32V231L30 230V231H21V232H16V233H14V234H12V235H14V236H8L7 238H5L4 239V237L3 236H1L0 235V264H94V263H97V264H124V261H125V264L127 263V260H128V263L127 264H131V259H128V258H132L131 256H130V254H128L129 252H127L125 249H124V247H122L123 245H121L122 244V242L120 241L121 240V237L119 236V234H118V232H116L117 230H115L116 228H115V225H114V221H113V216L112 215H110L112 212H110L109 213V211H111L110 209H109V211H108V209L107 208H110L109 207V205H108V203H107V201H106V199H100V198H105L103 195H101L102 194V191L100 190L102 187H103V182H102V179H104V180H106V181H109V182H111V180H112V182H111V187H112V189H114V190H116L115 191V194H117V196H119L118 198L120 199L122 196H124L125 194H127L126 196H124L123 198L125 199H120V200H122V202L124 201V202H126L129 198H127L128 197V193H126L127 191L125 190L126 189V187H125V185H124V183L125 182H121V181H119V179L118 178H115V179H113V175L112 174H114V172L113 173H108L109 175H111V176H108V174H107V172L106 171H108V170H105L104 168H102V167H99V165H98V163L97 164H95L96 162L95 161H93L94 160V155H95V153L97 154H99V153H102V154H99V155H101V157L102 156H104V155H106V154H104V153H107L108 152V150L110 149L109 147H112V145L110 144V143H104V142H107V138L106 137H101V143L104 145L103 146V148L101 147V148H99V149H101V150H99V149H97V151L98 152H96L95 150V148H93L94 147V144H93V142L92 141H94L93 139H95V135H93L95 132H96V126H98L97 124L99 123V121H100V119L99 118H95V117H97V116H93V115H82L81 114V112H80V110L82 111V107L81 106H83V104L84 105H86L87 103L89 104V103H92V101H90L91 99H93V98H91V97H93L95 94H96V92L95 91H93V92H91V91H88ZM179 90V92H177ZM180 90H181V93H180ZM184 92H183V91ZM197 90L198 91H200V92H198V93H196L197 92ZM202 90L204 91V93H205V95L203 94V92H202ZM47 91V92H46ZM54 91V92H53ZM84 91V92H83ZM174 91H176V94H174L175 92ZM189 91V92H188ZM196 91V92H195ZM214 91V92H213ZM40 92H41V94H39L40 96H43V95H45V93L47 94L48 92H49V90H46L45 88H41L40 89ZM44 92V93H43ZM169 92H170V94H169ZM187 92V95L186 94H184V93H186ZM206 92H208L207 94H206ZM211 92V95L209 94ZM213 92V93H212ZM178 93H180V94H184L183 96H185V97H183L182 99H181V97H182V95L180 96V94H178ZM189 93V94H188ZM192 93V94H191ZM197 94V95H194V94ZM200 93H202L201 95H200ZM7 94V95H6ZM23 94H26V95H23ZM48 94H51V93H48ZM92 94V95H91ZM208 94H209V98H207V96H208ZM244 94V95H245ZM5 95V96H4ZM72 95H74V94H72ZM76 95V94H75ZM84 95H85V98H84ZM88 95V96H87ZM91 95V96H90ZM166 95V96H165ZM172 95H173V97H172ZM188 95H190V96H188ZM251 95V94H250ZM7 96H9V97H7ZM90 96V97H89ZM180 96V99H177L178 97ZM199 96H201V97H205L206 96V98H199ZM252 96V95H251ZM6 97H7V99H6ZM25 97V98H24ZM164 97V98H163ZM166 97V98H165ZM190 97H192L191 99H190ZM213 97V98H214ZM220 97V98H219ZM243 97V98H242ZM8 98H10V100L8 99ZM89 99V101H88V99ZM170 98H172L171 100H170ZM173 98H175V99H173ZM195 98V99H194ZM19 99V100H18ZM22 99H24V100H22ZM87 101H86V100ZM164 99H168V100H165V102L164 101H162V100H164ZM176 99H177V101L179 102H176ZM188 99V100H187ZM199 99H203V101L202 102H199V101H201V100H199ZM244 99V100H243ZM22 100V101H21ZM27 100V101H26ZM62 100V101H61ZM64 100V101H63ZM179 100H181V101H179ZM192 100V101H191ZM214 100V99H213ZM4 101V102H3ZM20 101V103H18ZM38 103H37V102ZM59 101L57 102V105L59 104ZM85 101V102H84ZM63 102V103H62ZM64 102H66V103H64ZM169 102V103H168ZM197 102V103H196ZM203 102H204V104H203ZM220 103H221V101H219ZM254 102H255V100H254ZM31 103H32V105H31ZM33 103H34V105H33ZM37 103V104H36ZM62 103V104H61ZM113 103H115V106H114V104H112L113 106H112V108L114 109V112H115V110H116V114H117V116H119L120 115V117H116V118H118L119 120H122V116L121 115H123L121 112L123 111V113H124V109H122V108H120L119 107V110H117V107H116V104L117 105H119L120 103H118V102H113ZM189 103V102H188ZM199 103V104H198ZM162 104V105H163ZM175 104V105H174ZM178 104H179V106H178ZM181 104H182V107H181ZM198 104V106L200 107H198V106H196ZM66 105V106H65ZM163 105V106H164ZM172 105V106H171ZM174 105V106H173ZM176 105L178 106V107H176ZM203 105V106H202ZM250 105V106H249ZM34 106H38L37 107V109H36V107H35V109H34ZM64 107V110H63V108H61V107ZM119 106H121V107H123L121 104L119 105ZM201 106H202V108H201ZM247 106V105H246ZM7 107V106H6ZM18 108H16V107H14V110L16 111V114L18 115V116H20V114H22L21 116H24V114H25V112L24 111H20L19 110V106H17ZM31 107H33V109L31 110ZM78 107H80V108H78ZM96 107V106H95ZM168 107H166L165 109H163L164 111H166L167 109H168ZM176 107V108H175ZM2 110H0L1 111V113H3L2 115H3V118L5 117V116H8V115H10L11 113H13V112H15V111H13L12 112V110H11V108H6V112L3 110V106H1L0 107ZM30 108V109H29ZM59 108H60V110H59ZM66 108H68L67 110H66ZM70 108H71V110H70ZM75 108V109H74ZM200 109V110H199ZM9 110V111H8ZM11 110V111H10ZM17 110L18 111H20L21 113L19 114V113H17ZM32 112H31V111ZM35 110V111H34ZM56 110V111H55ZM57 110H58V112H57ZM76 110V111H75ZM92 110H94L93 108H92ZM180 110H178V112L180 111ZM197 110L198 111H200V112H197ZM8 111V112H7ZM31 112V113H29V112ZM34 111V112H33ZM65 111H70V112H72V114L70 113V112H65ZM117 111H119V112H117ZM55 112V113H54ZM63 112V113H62ZM66 114H65V113ZM74 112V113H73ZM77 112V113H76ZM249 112V113H248ZM7 113H9L8 115H7ZM35 115H33V114ZM50 113V112H49ZM69 113H70V116H69ZM79 113V114H78ZM13 114H15V113H13ZM76 114V115H75ZM5 115V116H4ZM27 115V116H28ZM58 115V116H57ZM66 116V117H63V116ZM73 115V116H72ZM78 115V116H77ZM20 116V117H21ZM60 116H62V117H60ZM72 116V117H71ZM88 116H89V118H88ZM252 116V115H251ZM52 117V118H51ZM60 118V119H58V118ZM75 117H77V121H76V118ZM91 117V118H90ZM32 118H31V120H32ZM55 118V119H54ZM57 118V119H56ZM61 118H63V120L61 119ZM64 118H66V120H67V122H66V120L64 119ZM68 118H69V120H70V122L68 121ZM72 118V119H71ZM73 118H75V121H74V119ZM93 118H95V119H93ZM4 119H7V117H5ZM52 119H54V120H52ZM52 120V121H51ZM56 120V121H55ZM59 120V121H58ZM62 120V121H61ZM65 120V121H64ZM73 120V125L71 124V121ZM91 120H92V122L94 123V121H96L94 124L91 122ZM98 120V121H97ZM118 120V121H119ZM188 120V119H187ZM30 121V120H29ZM54 121V122H53ZM61 121V122H60ZM64 121V123H63V128L65 129H63L61 126H62V122ZM183 121V120H182ZM59 122V123H58ZM67 124H66V123ZM70 123V128H72L73 127V129H69V123ZM78 123V124H77ZM93 125H92V124ZM61 124V125H60ZM78 126V127H76V125ZM84 124V125H83ZM57 125V126H56ZM66 125V127H68L67 128V130H70L71 132H72V134L70 135V131H67L66 130V128L64 127ZM72 125V126H71ZM24 126V127H23ZM31 125L29 124V123H22V128H28V127H30ZM95 127L94 129L95 130H93V128L92 127ZM75 127V128H74ZM85 127V128H84ZM83 128V129H82ZM63 131H62V130ZM84 129H85V131H84ZM0 130H1V128H0ZM73 130L75 131V132H73ZM76 131H78V133L79 134H77L76 135ZM82 132V134L84 135H80L81 134V132ZM94 131V133H92ZM125 131H127V130H125V128H124V131H123V133L121 134L122 136H121V138H123V141H122V139L120 138V140H119V145H120V143L121 144H123L124 145V143H125V141H126V139L124 138V133H125ZM56 132V133H55ZM65 132H68V133H65ZM58 133V134H57ZM90 133V134H89ZM53 134V135H52ZM89 134V135H88ZM66 135H67V137H69V139L71 140H68V138L66 137ZM93 135V136H92ZM58 138H57V137ZM72 136V137H71ZM78 136V137H77ZM81 136V137H80ZM27 139V142H26V139ZM34 139H33V138ZM53 137V138H52ZM61 137V138H60ZM74 137V138H73ZM86 137V138H85ZM57 138V139H56ZM92 140H91V139ZM7 139V140H6ZM29 139V140H28ZM43 139H44V141H43ZM53 139H55L54 141H53ZM82 139V140H81ZM86 141H84V140ZM1 140H2V142H1ZM4 140V141H3ZM8 140H10L9 142H6V141H8ZM31 140H32V143H31ZM42 140V141H41ZM57 140H59V141H57ZM91 141V142H88V141ZM125 140V141H124ZM30 141V142H29ZM35 141V142H34ZM36 141H38V143L36 142ZM39 141H41V143L39 142ZM67 141V142H66ZM73 141V142H72ZM80 141V142H79ZM109 141V140H108ZM121 141V142H120ZM7 143V144H6ZM30 143H31V145H30ZM37 143V144H36ZM46 143V144H45ZM55 143V144H54ZM71 143V144H70ZM74 143V144H73ZM32 144H34L33 146H32ZM36 144V145H35ZM38 144H40L39 145V147L37 146ZM42 144V145H41ZM53 144V145H52ZM65 144V145H64ZM79 144V145H78ZM91 144V145H90ZM102 144H101V146H102ZM109 144V145H108ZM4 145V146H3ZM5 145H7L6 147L8 148V150H7V148L5 147ZM21 145H22V147H23V149L21 148ZM44 145H46V146H44ZM47 145H49V147L48 148H50V149H48L47 148ZM62 145V146H61ZM76 145V146H75ZM81 145V146H80ZM88 145V146H87ZM117 145V144H116ZM115 145V146H116ZM119 145H117L116 147H113L114 149H116L115 151H114V149H110L111 151L110 152H112V153H115L116 151L118 152L119 150H120V148H118L119 147ZM12 146V149H10L9 147H11ZM33 148H32V147ZM36 146V147H35ZM66 146V147H65ZM71 146H73V147H71ZM78 146H79V148H78ZM108 146V147H107ZM2 147V148H1ZM4 147H5V149H4ZM55 147H56V149H55ZM61 147V148H60ZM65 147V148H64ZM68 147V148H67ZM93 149H92V148ZM20 148V149H19ZM32 148V149H31ZM37 148H42L41 150H42V153H39L38 152V149ZM44 148V149H43ZM48 149V150H51V152L50 151H48V150H46L45 151V149ZM63 148V149H62ZM67 148V149H66ZM82 148V149H81ZM87 148V152H86V149ZM90 148V149H89ZM29 149H30V151H29ZM34 149V150H33ZM71 149V150H70ZM104 151H106V152H104ZM239 149V151H237ZM238 149H236V153H238V152H240V153H238V154H241V152H243V151H241L242 149H240V148H238ZM17 150V151H16ZM19 150V151H18ZM22 150L24 151L23 153L26 155V156H24L23 154H22ZM32 150V151H31ZM36 150V151H35ZM54 150H57V151H59V152H57V151H54ZM70 150V152L71 153H69L68 151ZM81 150H83L84 151V154L82 153L83 151H81ZM2 151V152H1ZM3 151H5V152H3ZM20 151H21V153H20ZM45 151V152H44ZM49 153H48V152ZM60 151H61V153H60ZM63 151V152H62ZM73 151L75 152V153H73ZM77 151V152H76ZM95 151V152H94ZM100 151H103V152H100ZM114 151V152H113ZM17 152V154H15V156H14V153H16ZM33 152V153H32ZM38 154V157H39V155L41 156V157H39V158H37L36 156V153ZM43 152H44V154H43ZM86 152V153H85ZM1 153H3L2 155H1ZM18 153H20L21 154V156H20V154H18ZM28 153V154H27ZM30 153V154H29ZM32 153V154H31ZM46 153V154H45ZM53 153V154H52ZM69 153V154H68ZM72 153H73V155H72ZM92 154L90 157H89V154ZM42 154V155H41ZM48 154V155H47ZM64 154V155H63ZM68 154V155H67ZM75 154V155H74ZM77 154H79V155H77ZM97 154V155H98ZM18 155V156H17ZM29 155V157H31L30 159H28V156ZM32 155H34V156H32ZM36 155V156H35ZM51 155V156H50ZM54 155V156H53ZM58 155V156H57ZM85 155V156H84ZM86 155H88L87 157H86ZM2 156H4V158L2 157ZM44 156H46V157H44ZM52 156H53V158H52ZM56 156L58 157V159H56ZM60 156H63V157H60ZM77 156V157H76ZM79 156H81V158H79ZM83 156V157H82ZM6 157H7V159H6ZM15 157H18V158H16V159H14ZM34 157V158H33ZM50 157V158H49ZM55 157V158H54ZM65 157H67V159L65 158ZM72 157V158H71ZM85 157H86V159H85ZM36 158V159H35ZM43 158V159H42ZM47 158V159H46ZM49 158V159H48ZM53 160H52V159ZM62 158H64L62 161H61V159ZM71 159V161H72V159L74 158H79L80 160H79V169H81V170H79L78 171V169H76L75 171L77 172V174H76V172L74 171V170H71V169H69L70 167V164H71V162H70V160L69 159ZM87 158H90L91 159V161L92 162H94V163H92V162H90L89 160L90 159H87ZM93 158V159H92ZM10 159V160H9ZM19 159H21L20 161H19ZM24 159V160H23ZM25 159H27V161L25 160ZM34 159H35V161H42V162H36L35 163V161H34ZM38 159V160H37ZM52 160V161H54V162H49L48 160ZM57 160V161H59V163H60V165H59V163L58 162H55V160ZM83 159V160H82ZM86 161H85V160ZM66 160V161H65ZM4 161V160H3ZM17 161V162H16ZM45 161V162H44ZM63 161H65V164H64V162ZM82 161V162H81ZM86 162V164H85V162ZM24 162H25V164H24ZM27 162V163H26ZM46 162H49L48 164L46 163ZM69 162H70V164H69ZM88 162H90V163H92V164H89ZM8 165H7V164ZM39 163V164H38ZM40 163H41V165L44 163V165L45 166H43V167H45L44 168V171L41 173V171L39 170V167H40ZM46 163V164H45ZM54 163V164H53ZM64 165H63V164ZM81 163H83L84 165H81ZM13 164V165H12ZM37 164L39 165L38 166V170L36 169V171H34L35 170V168L37 167ZM50 164H51V166H50ZM52 164H53V166H52ZM67 164V166L64 168V166ZM68 164H69V166H68ZM9 166V167H7V166ZM12 165V166H11ZM25 165H26V168H25ZM35 165H36V167H35ZM50 166V167H48V166ZM56 165V166H55ZM89 165H91L92 167H90ZM98 165V166H97ZM172 165V164H171ZM14 166V168L16 167V166H20V167H17V170L20 168V170L17 172V170H16V173L14 174V172H15V170H14V168H11V167H13ZM22 166H24V167H22ZM28 166V167H27ZM34 167V169L32 170V168L31 167ZM55 166V167H54ZM61 167V168H59L58 169V167ZM84 166V167H83ZM89 166V167H88ZM95 166V167H94ZM97 166V167H96ZM29 167H30V169H29ZM48 167V168H47ZM52 167V169H54V170H52V169H49V168H51ZM67 167H69V168H67ZM231 168L233 167V166H230ZM229 167V168H230ZM9 168H11V169H9ZM24 168V169H23ZM47 168V169H46ZM94 170H92V169ZM97 168L99 169V170H97ZM102 168V169H101ZM16 169V168H15ZM28 169V170H27ZM46 169V170H45ZM56 169H58L57 171H56ZM62 169V170H61ZM84 169H85V171H84ZM186 169V168H185ZM189 169H191V168H189ZM232 169H234V168H232ZM11 172L12 171V173H10L9 171ZM14 170V171H13ZM26 170V171H25ZM33 172H31V171ZM51 170V171H50ZM101 170V171H100ZM105 170V171H104ZM187 170V169H186ZM31 173H30V172ZM46 171H48V172H46ZM74 173V175L71 173ZM81 171V173L82 172H84L83 174L85 175V176H88L87 178H85V176L84 175H82L81 173H79ZM91 171V172H90ZM95 173V174H97V175H99L100 174V176H97V175H95V174H93V172ZM100 171V172H99ZM192 171V170H191ZM26 172H28V173H26ZM36 172V173H35ZM62 172V173H61ZM85 172H86V174H85ZM99 174H98V173ZM105 172V173H104ZM109 172V171H108ZM55 173V174H54ZM60 173V174H59ZM68 173V174H67ZM90 173V174H89ZM102 173V174H101ZM186 173H188V170L186 171ZM192 173V172H191ZM7 174H9V175H7ZM18 174V175H17ZM29 174V175H28ZM35 174V175H34ZM43 174H45V175H43ZM59 175V178H60V176H63V180L62 181H59L58 179H55L56 177H58V175ZM6 175V176H5ZM16 175V176H15ZM32 175V176H31ZM42 175V176H41ZM52 175V178L50 177V176ZM56 175V176H55ZM65 175H66V177H65ZM69 175H71V177L69 176ZM73 175V176H72ZM102 175L104 176V177H102ZM165 175V173H163L162 175H158V180H159V176H160V178L162 179H160L159 181H158V183L159 182H161L160 183V185L158 184V185H156V184H154L152 187H150V189H149V191H148V193L149 194H151L150 196V198L152 199L151 201H153V203L152 204H154V202L156 203V205L154 204L153 206V212H151V214H150V217H148L147 219L148 220H138L139 222H137V216H134V214H135V212H134V210H126L125 211V217L127 216V214H128V216L126 217V219L127 218H129L130 220H131V218L133 219V220H129V219H127L130 223H132V225H133V228H135L136 226H134L135 224L137 225V229H136V231H137V234H138V236H139V238H142V239H144L145 237H146V234L149 232V234H150V236H153V237H162V238H160L159 239V243H157V245H156V247H157V249L158 250H161V251H164L165 250V247H166V249L169 247V245H174V246H176V244L173 242V240H172V242L171 241H169V240H171L172 239V237L174 236V235H176V234H179V232H180V229H179V227L178 226H180V224L181 223H184V222H189V221H193L194 219H201L200 221H202V224L204 225H209L212 221V223L211 224H213L212 225V229H213V231H214V233L216 234V237H218V244H214V245H211L212 243L211 242H209V238H210V235H209V232H206V231H204V232H199V239L200 240H193L194 242H192V240L190 239V238H188L187 236V238L185 237V232H187L188 233V231H185L184 232V238H185V240H186V246H187V251L189 250V252H190V254H192V255H194V264H199V263H203V261H204V263H206V264H211V262H212V264H231V259H230V257H231V255H232V257L231 258H238L239 257V255H240V253H241V251H240V249H241V246L243 245V244H250V243H252L253 242V237L251 236V235H249L248 237H246V238H244V236L242 237L241 235H237L235 232H234V226L233 225H235L234 224V221L233 220H229V221H227V223L229 224L228 225V227H230V225H231V228H228L227 227V229H226V226L225 227H223L224 225H223V222H222V220H220V218L218 217H216L215 215H214V213L212 212H209V211H212L213 209H214V206H213V203H211V200H212V202L214 201V199L213 198H215V196H216V194H217V192H218V194L221 192V191H224L225 190V188H222V187H220L219 189H221V190H219V189H217L216 188V192H214L215 190H212V189H209L208 191L210 192H213L214 194L213 195H210L211 197H210V199L208 198V200H207V202H205V201H203V202H200L198 199H196L197 201L196 202H194V203H197V202H199L197 205H194V204H192V206L191 205H188V203H190V201L188 202V197H187V199L185 200H183V204H182V201L179 203L177 200H175V198H176V195H175V193H174V191L171 189V187H170V185H169V183L168 184H166L165 182H168L167 180H166V176H164ZM193 175V174H192ZM3 176H4V179H1V178H3ZM8 176V177H7ZM30 176V177H29ZM35 176V177H34ZM36 176H38V180H37V177ZM45 176V177H44ZM55 178H54V177ZM79 176V175H78ZM77 176V177H78ZM106 176V177H105ZM107 176H108V179L109 180H107ZM164 178H163V177ZM7 179H6V178ZM43 177V178H42ZM47 177V178H46ZM64 177L66 178V179H64ZM67 177H69V178H67ZM99 177V178H98ZM100 177H102V179H100ZM44 178H46V179H44ZM62 178V177H61ZM60 178V179H61ZM112 178V179H111ZM36 179V180H35ZM44 179V180H43ZM48 179V180H47ZM50 179L52 180V179H55V180H57L58 182H54L55 184H60V185H63L64 187V189H62L61 187H60V185H56V188L54 187V185L52 186L53 188H55V189H53V188H51V185L52 184H54L53 182H52V184H51V181H50ZM73 179V180H72ZM75 179V180H74ZM89 179V180H88ZM92 179V180H91ZM97 179H98V181H97ZM100 179V180H99ZM111 179V180H110ZM164 179V180H163ZM43 180V181H42ZM113 180H117L116 182H117V184H116V182L115 181H113ZM194 180V179H193ZM192 180V183H193V185H195L194 184V182H195V180L193 181ZM42 183H41V182ZM44 181H46V182H44ZM48 181V182H47ZM80 182V183H78V182ZM88 181H90V182H88ZM5 182V183H4ZM9 182V183H8ZM19 182V183H18ZM50 182V183H49ZM63 182H64V184H63ZM72 182V184H70ZM95 182H97V183H95ZM99 182V183H98ZM119 182H120V184H121V186H120V184H119ZM163 182V183H162ZM45 183H46V185H45ZM67 183V184H66ZM75 183V184H74ZM78 185H77V184ZM88 183V184H87ZM91 183V184H90ZM94 183V184H93ZM102 183V184H101ZM112 183H114L113 185H112ZM165 183V184H164ZM2 184V185H1ZM5 184H7V185H5ZM15 184V185H14ZM90 184V185H89ZM101 184V185H100ZM126 184V183H125ZM161 184H163L162 185V187H161ZM4 185L5 186H7V187H4ZM13 185V186H12ZM85 185V186H86ZM92 185V186H91ZM95 187H94V186ZM96 185H97V187H96ZM115 185V186H114ZM169 185V186H168ZM10 186V187H9ZM58 186V187H57ZM71 186H72V189H71ZM73 186H75V187H73ZM77 186H78V188H77ZM90 186V187H89ZM116 186H117V188L118 187H120L119 189H117L116 188ZM123 186L125 187V189L123 188ZM136 186V187H135ZM156 186V189L154 188ZM160 186V187H159ZM16 187V188H17ZM69 187V188H68ZM95 189H94V188ZM99 187V188H98ZM115 187V188H114ZM134 187L135 188H138V185H135L134 184ZM157 187H158V189H157ZM170 189H169V188ZM7 188H9V189H7ZM57 188H61V189H57ZM67 188V189H66ZM77 188V189H76ZM122 188V189H121ZM162 190H161V189ZM164 188V189H163ZM166 188H168V191H166ZM5 189V190H4ZM51 189L53 190V191H55V192H52L51 191ZM75 189V190H74ZM95 191H93V190ZM96 189H97V191H96ZM152 189V190H151ZM223 189V190H222ZM15 190V189H14ZM56 190H58V192L56 191ZM60 190V191H59ZM65 190V191H64ZM80 190V189H79ZM99 190L101 191V192H99ZM102 190H103V188H102ZM113 190V191H114ZM119 190V191H118ZM160 190H161V192H160ZM166 192V193H164L163 194V192L164 191ZM169 190L170 191H173V194H172V192H169ZM190 190V189H189ZM218 190V191H217ZM69 191V192H68ZM70 191H72V192H70ZM75 192V195H74V192ZM78 191V192H77ZM158 191V192H157ZM50 192H52V193H50ZM118 192H122L121 194V197H120V193H118ZM160 192V194H159V196H158V193ZM189 193H190V191H188ZM188 192H187V194H188ZM47 193V194H46ZM55 193V194H54ZM69 195H68V194ZM79 193V194H78ZM98 193H101V194H98ZM125 193V194H124ZM152 193H153V195H152ZM171 195V197L169 196V194ZM216 193V194H215ZM48 194H50V196L48 195ZM52 194H53V196H52ZM73 194V195H72ZM83 194V193H82ZM81 194V195H82ZM99 196H98V195ZM157 195V196H155V195ZM162 194V195H161ZM165 194L166 195H168V196H166V197H163V196H165ZM54 195H56V196H54ZM71 195V196H70ZM77 195V197H75ZM173 195V196H172ZM215 195V196H214ZM46 196H48L47 197V199H46ZM96 196H98V198L96 197ZM101 196H103V197H101ZM161 196V198H159ZM212 196H214L213 198H212ZM64 197V196H63ZM60 198V199H64V198ZM90 197V196H89ZM88 197V198H89ZM155 197V198H154ZM163 197V198H162ZM170 197V198H169ZM173 197H174V199H173ZM232 196H230L229 197V199L231 198ZM49 199V200H48ZM100 200V202L102 203H104V204H101L100 202H99V200ZM127 199V200H126ZM154 199H155V201H154ZM159 199V200H158ZM163 199V200H162ZM164 199H166V200H164ZM169 199V200H168ZM45 200V201H44ZM93 200H95L94 202H92ZM102 200V201H101ZM171 200V201H170ZM173 200V201H172ZM61 202L60 203H57L56 204V206H58V205H62V204H64L65 202H66V199H64V201L63 200H60ZM63 201V202H62ZM96 201H98V202H96ZM158 201V202H157ZM161 201H164L165 202V204H166V201H168V204H166L165 206L166 207H164V202H161ZM210 201V202H209ZM91 202V203H90ZM175 202V203H174ZM188 202V203H187ZM209 202V203H208ZM44 203V204H45ZM95 203H96V205H95ZM98 203V204H97ZM159 203V204H158ZM175 204V206H174V204ZM184 203H185V205H184ZM200 203H202V204H200ZM204 203H205V205H204ZM93 204V205H92ZM158 204V205H157ZM162 204V205H161ZM179 204H181V205H179ZM186 204H187V206L189 207V209H188V207L186 206ZM102 205H107V206H104V208H103V206ZM172 205V206H171ZM186 206V207H183V206ZM199 205H203V207H201V206H199ZM208 205V206H207ZM55 206V208L56 209H58L59 208V206L58 207H56ZM94 206V207H93ZM102 206V207H101ZM169 206V207H168ZM179 206V207H178ZM197 206V208H195ZM213 207V209H211L212 207ZM61 207V206H60ZM107 207V208H106ZM161 207H163V208H165V210L163 209V212L165 213L166 212V214H168V213H170V214H172L171 216H170V214H168V215H166V214H164L163 212V214L161 213V211H160V209H161ZM173 207V208H172ZM182 207H183V209H188V210H185V211H183L182 210ZM191 207H194V208H192L191 209ZM199 207H201V208H199ZM207 207V208H206ZM211 207V208H210ZM106 208V210H104ZM157 208V210H156V213L158 214V212H159V214H158V216H160V213H161V216L163 217V218H161V216H160V219H161V221H164V222H162V224H161V222H160V220L158 221V219H159V217H157V218H155L156 216H157V214H156V216L154 217V215L153 214H155V209ZM168 208H170V209H168ZM178 210H177V209ZM180 208V209H179ZM204 208H206V209H204ZM99 209V210H100ZM178 211H176V210ZM197 211H195V210ZM199 209H201L200 210V212H199ZM211 209V210H210ZM162 210V209H161ZM166 210H168V211H166ZM172 210H174V211H172ZM179 210H181V211H179ZM203 210V211H202ZM208 210V211H207ZM92 211H93V213H92ZM170 211V212H169ZM182 211H183V213H182ZM186 211H188V213L189 212H193L192 214L190 213V214H188ZM206 211H207V213H206ZM104 213V214H102V213ZM130 214H129V213ZM132 212H134V214L132 213ZM195 212V213H194ZM199 212V213H198ZM204 212H205V214H204ZM95 213V214H94ZM176 215H175V214ZM196 213L197 214H199V217H198V215H196ZM203 215H202V214ZM208 213H211L212 215H211V218H212V220H210L211 218H209V216H210V214H208ZM43 215V216H41V215ZM99 214H102V215H104V217L102 216V215H99ZM109 214V215H108ZM193 214H195V215H193ZM208 214V215H207ZM92 215H91V217H92ZM110 216V217H107V216ZM129 215H130V217H129ZM133 215V217H131ZM166 215V216H165ZM173 215H174V217H173ZM178 215H180V218H179V216ZM181 215H182V217L184 218V219H182V217H181ZM193 215V216H192ZM206 215V216H205ZM41 216V217H40ZM99 216H100V218H99ZM101 216L103 217V219L101 218ZM169 216V217H168ZM192 216V219H190V217ZM196 217V218H193V217ZM42 217H43V219H42ZM154 218V220H153V218ZM177 218L176 220H178L179 219V221L180 222H178V221H176L175 220V222H173V221H169V218ZM189 217V218H188ZM204 219V217L206 218V217H208V218H206L208 221H206V219L204 220L205 221V223H204V221H203V219ZM136 218V219H135ZM186 218V219H185ZM217 218V219H216ZM139 219V218H138ZM150 219V220H149ZM166 219H168V221H166ZM189 219V220H188ZM41 220V221H40ZM94 220V221H93ZM110 220V221H109ZM152 220V221H151ZM155 220H157V222H155ZM186 220V221H185ZM188 220V221H187ZM97 221H98V223H97ZM145 221H146V223H145ZM151 221V222H150ZM211 221V222H210ZM41 222H42V224H41ZM136 222V223H135ZM153 222V223H152ZM160 222V223H159ZM166 222V224H164ZM169 222V223H168ZM178 222V224H176ZM206 222H207V224H206ZM210 222V223H209ZM214 222H217V223H214ZM242 222H244V224L245 223H247L248 222V220L247 219H244V218H242ZM47 223H49V224H47ZM141 223V224H140ZM145 224L144 226H146L147 227V230H146V227H144L142 224ZM148 223V224H147ZM155 223V224H154ZM180 223V224H179ZM199 224L201 223V222H198ZM96 224H98L97 225V227H96ZM147 224V225H146ZM161 224V225H160ZM172 224H174V225H178L177 227L176 226H174V225H172ZM202 224H200L202 227H205V225L203 226ZM210 224V225H211ZM233 224V225H232ZM38 225H39V227H38ZM104 225V226H103ZM108 227H107V226ZM149 225V226H148ZM157 225H159V226H157ZM104 228H103V227ZM139 226H140V228H139ZM161 226V227H160ZM162 226H164V227H162ZM169 226V227H168ZM34 227H36V228H34ZM106 227H107V229H106ZM175 227V228H174ZM216 227V228H215ZM219 227H221V228H219ZM222 227H223V229H225V230H221L222 229ZM98 228V229H97ZM108 228H109V230H108ZM110 228H111V230H110ZM155 228H157V229H155ZM161 228V229H160ZM178 228V229H177ZM36 229V230H35ZM53 229V230H52ZM97 229V230H96ZM106 229V230H105ZM149 229V230H148ZM162 229H163V231L164 230H166V231H168L169 232V230H171V232H169V235H167V236H162V233H163V231H162ZM175 229V230H174ZM203 229V228H202ZM218 229V230H217ZM229 229H230V231L231 232H229ZM99 230V231H98ZM101 230V231H100ZM103 230V231H102ZM154 230H156V231H154ZM174 230V231H173ZM218 232H217V231ZM35 231V232H34ZM55 231V232H54ZM109 231V232H108ZM112 231H115L114 233L112 232ZM158 231V232H157ZM190 231V230H189ZM220 231V232H219ZM227 234H224V232ZM97 232V233H96ZM100 234H99V233ZM157 232V233H156ZM178 232V233H177ZM191 232V231H190ZM190 232L187 234L186 233V235H189L190 234ZM223 232V233H222ZM228 232V233H227ZM56 233V234H55ZM58 233V234H57ZM104 234V236H103V234ZM111 233V234H110ZM207 235H206V234ZM222 233V234H221ZM232 233V234H231ZM17 234H18V236H17ZM164 234V233H163ZM228 234H230V235H228ZM234 234V235H233ZM85 235V234H84ZM161 235V236H160ZM221 237H220V236ZM233 235V236H232ZM96 238H95V237ZM103 236V237H102ZM106 236H109V237H106ZM142 236H144V237H142ZM207 236H209L208 237V239L206 238ZM224 236H226V239H227V241H225V242H222V241H224L223 239L225 238ZM230 236H232V237H230ZM236 237V236H238V237H236V239L235 238H233V237ZM19 237V238H18ZM55 237V238H54ZM166 237H168V239H166ZM202 237H204V238H202ZM219 237H220V239H219ZM3 238V239H2ZM90 238V239H89ZM238 238V239H237ZM241 238V239H240ZM244 238V239H243ZM52 239V240H51ZM57 239H58V241H57ZM112 239V240H111ZM114 239V240H113ZM142 239H141V241H142ZM147 239V237L143 240V242L145 241ZM225 239V240H226ZM245 239H247V240H245ZM16 240V241H15ZM91 240V241H90ZM94 242H93V241ZM115 240H118V241H116L115 242ZM204 240V242H201V241H203ZM207 240V241H206ZM221 240V241H220ZM237 240H240V242L238 241L237 242ZM243 240V241H242ZM249 240V241H248ZM54 241H56V242H54ZM67 241V242H66ZM97 241V242H96ZM165 243H164V242ZM197 241V242H196ZM199 241V242H198ZM231 242V244H230V242ZM251 241V242H250ZM2 242V243H1ZM68 242H69V244H68ZM83 242V243H82ZM115 242V243H114ZM161 242H163V243H161ZM171 242V243H170ZM206 242V243H205ZM222 243V244H220V243ZM242 242V243H241ZM248 242V243H247ZM61 244V245H57V244ZM77 243H79V244H77ZM110 243V244H109ZM121 243V244H120ZM161 243V244H160ZM192 243V244H191ZM198 243H200V244H198ZM203 243H205V247L206 248H208L207 250L209 251V252H207L206 253V251L203 249ZM229 243V244H228ZM241 243V244H240ZM64 244H66L67 246H69V247H67L66 245H64ZM77 244V245H76ZM163 244V245H162ZM166 244V246H164ZM191 245L190 247H189V245ZM196 246V244H197V247H195L194 245ZM208 244H210L209 246H208ZM220 244V245H219ZM224 244H226V245H224ZM84 245H86V246H84ZM162 245V246H161ZM218 245V246H217ZM92 246V247H91ZM164 246V247H163ZM192 246H193V248H192ZM208 246V247H207ZM210 246H214V247H210ZM216 246H217V248H216ZM219 246H220V248H219ZM225 248H224V247ZM239 246V247H238ZM63 247V248H62ZM66 247V248H65ZM162 247H163V249H162ZM196 249H195V248ZM199 247V248H198ZM209 247H210V249H209ZM198 248V249H197ZM214 248V249H213ZM231 248H234V250H232L231 249V251H230V255H228V256H226V255H224L225 253H228L229 252V250ZM237 248V249H236ZM65 249V250H64ZM82 249H85L84 250V252H82L83 250ZM102 249V250H101ZM106 249V250H105ZM193 249H195V251L196 252H194V250ZM227 249V250H226ZM213 250V251H212ZM223 251L224 252V254H223V252H222V254H220V253H218V251ZM224 250H226V251H228V252H225ZM238 250H239V252H238ZM80 251V252H79ZM109 251V252H108ZM193 251V252H192ZM202 251H203V253H202ZM235 251V252H234ZM98 252V253H97ZM124 252V253H123ZM234 252V255L232 254V253ZM67 253V254H66ZM89 253V254H88ZM91 253V254H90ZM198 253H200V255H198ZM206 253V254H205ZM238 253H239V255H238ZM93 254H96V255H93ZM99 254V255H98ZM120 254V255H119ZM122 254H125V255H123L122 256ZM197 254V255H196ZM201 254H204V255H201ZM211 254H213V256H216V258H217V260L215 259V257H213V259H211L210 258V255ZM64 255V256H63ZM98 255V256H97ZM119 255V256H118ZM209 255V256H208ZM104 256H106V257H104ZM121 256V257H120ZM126 258H125V257ZM198 256V257H197ZM205 257L207 260H205V258L203 259V257ZM206 256H208V257H206ZM224 256H226V258L224 257ZM235 256V257H234ZM96 259V260H94V261H92L94 258ZM3 258V259H2ZM6 258V259H5ZM81 258L83 259V260H81ZM99 258V259H98ZM101 258V259H100ZM110 258H112V260L110 259ZM122 258H124V260L122 259ZM197 258V259H196ZM199 258H202V259H199ZM221 258H223V259H221ZM2 259V260H1ZM68 259H70V260H68ZM98 259V260H97ZM105 259H109V260H105ZM123 260V262H122V260ZM127 259V260H126ZM200 261H199V260ZM227 259V260H226ZM258 259V262H260L261 260L259 259V257L257 258ZM53 260V261H52ZM62 260V261H61ZM101 260H103V261H101ZM197 260V261H196ZM213 260V261H212ZM225 261V263H223L224 261ZM230 260V261H229ZM5 261V262H4ZM57 261V262H56ZM96 261V262H95ZM107 263H106V262ZM121 262V263H119V262ZM208 261V262H207ZM210 261V262H209ZM222 261V262H221ZM228 261V262H227ZM4 262V263H3ZM54 262V263H53ZM82 262V263H81ZM84 262V263H83ZM98 262H100V263H98ZM118 262V263H117ZM130 262V263H129ZM214 262H216V263H214ZM219 262V263H218ZM257 262V261H256ZM260 263H262V262H260ZM259 263V264H260Z\"/></svg>",
    "mask_w": 264,
    "mask_h": 264
}]
</instances>
